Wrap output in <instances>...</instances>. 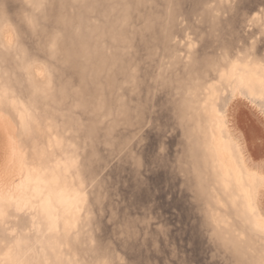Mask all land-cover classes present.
I'll use <instances>...</instances> for the list:
<instances>
[{
    "label": "rangeland",
    "instance_id": "374dc122",
    "mask_svg": "<svg viewBox=\"0 0 264 264\" xmlns=\"http://www.w3.org/2000/svg\"><path fill=\"white\" fill-rule=\"evenodd\" d=\"M0 264H264V0H0Z\"/></svg>",
    "mask_w": 264,
    "mask_h": 264
},
{
    "label": "bare ground",
    "instance_id": "6f19581e",
    "mask_svg": "<svg viewBox=\"0 0 264 264\" xmlns=\"http://www.w3.org/2000/svg\"><path fill=\"white\" fill-rule=\"evenodd\" d=\"M236 65H237V64H236ZM237 68H239V67H237ZM238 72H239V71H238ZM248 75H252V73H251V74H250V73H246V72H245V73H244V72H243V73H239V74L237 75V79H238L239 82H240V81H245L248 77H252V76H248ZM216 99H217V98H216ZM213 109H214V108H213ZM207 110H208V109H207ZM204 111H205V110H204ZM210 112H211V111H210ZM208 116H209V115H208ZM209 120H210V119H209ZM219 123H220V122H219ZM211 129H212V128H211ZM213 130H214V129H213ZM213 130H212V131H213ZM214 131H215V130H214ZM214 131H213V132H214ZM218 131H219V130H218ZM222 132H223V131H222ZM226 132H227V131H226ZM226 132H224V133L226 134ZM227 134H228V133H227ZM222 135H223V134H222ZM221 137H222V136H220V139L218 140V143H217L216 145H219L220 142L222 141ZM223 137H224V136H223ZM214 138H215V137H214ZM227 141H228V140H226V143H227ZM213 142H214V141H213ZM230 142H231V141H230ZM222 144H223V143H222ZM228 144H229V143H228ZM226 149H227V148H226ZM232 150H233V148H232ZM217 151H218V150H217ZM227 151H228V150H227ZM224 153H225V151H224ZM226 153H227V152H226ZM220 154H221V153H220ZM220 154H219V155H220ZM231 154H232V153H231ZM224 155H225V154H224ZM232 155H233V154H232ZM232 155H230V156H232ZM221 156H222V155H221ZM221 156H219V157H221ZM227 156H228V155H227ZM233 156H234V155H233ZM222 157H223V156H222ZM223 160H224V157H223ZM234 160H235V158H234ZM235 161H236V160H235ZM229 162H230V161H229ZM234 163H235V162H234ZM223 164H224V163H223ZM236 165H237V164H236ZM223 166H224V165H222V167H223ZM225 167H226V166H225ZM225 167H224V168H225ZM227 167H228V166H227ZM227 167H226V168H227ZM234 167H235V166H234ZM237 167H238V165H237ZM226 168H225V169H226ZM229 168H230V167H229ZM229 168H228V169H229ZM230 169H231V168H230ZM230 169H229V170H230ZM232 169H233V168H232ZM229 170H228V171H229ZM237 170H238V169H237ZM237 170H236V171H237ZM226 171H227V170H226ZM50 210H51V209H50ZM67 212H68V211H67Z\"/></svg>",
    "mask_w": 264,
    "mask_h": 264
}]
</instances>
